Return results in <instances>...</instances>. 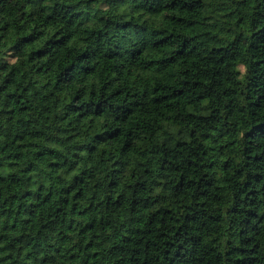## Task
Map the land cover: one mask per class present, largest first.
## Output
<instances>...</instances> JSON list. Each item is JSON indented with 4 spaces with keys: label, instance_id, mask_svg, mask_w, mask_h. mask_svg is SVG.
<instances>
[{
    "label": "trees",
    "instance_id": "16d2710c",
    "mask_svg": "<svg viewBox=\"0 0 264 264\" xmlns=\"http://www.w3.org/2000/svg\"><path fill=\"white\" fill-rule=\"evenodd\" d=\"M0 264H264V0H0Z\"/></svg>",
    "mask_w": 264,
    "mask_h": 264
}]
</instances>
